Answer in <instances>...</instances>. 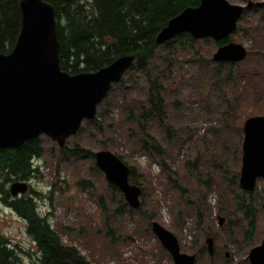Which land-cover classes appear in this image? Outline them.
I'll use <instances>...</instances> for the list:
<instances>
[{
  "label": "rangeland",
  "instance_id": "374dc122",
  "mask_svg": "<svg viewBox=\"0 0 264 264\" xmlns=\"http://www.w3.org/2000/svg\"><path fill=\"white\" fill-rule=\"evenodd\" d=\"M227 1L243 7L249 2ZM256 9L244 13L241 30L229 37L248 51L232 72H213L215 64H223L213 61L219 48L213 39L195 40L188 49L178 40L167 42L148 71H128L114 85L96 119L85 121L67 141L68 153L39 137L43 154L34 161L37 177H31L27 193L37 195L39 213L48 212L65 246L90 264H175L152 231L157 222L176 236L182 253L196 256L194 264H251L250 251L264 240V180L244 196L240 177L244 123L264 116V20L259 43L246 31L260 17ZM150 80L158 82L165 102L161 119L148 102ZM139 124L157 141L161 157L142 150ZM77 147L93 154L109 151L136 168L129 183L142 190L139 212L130 214L133 208L119 189L109 187L95 158L71 152ZM250 200L255 235L249 243V221L240 206ZM219 217L225 218L222 226ZM0 235L17 251L20 264H31L22 253L32 245L26 222L1 195ZM208 238L214 239V255Z\"/></svg>",
  "mask_w": 264,
  "mask_h": 264
},
{
  "label": "water",
  "instance_id": "95a60500",
  "mask_svg": "<svg viewBox=\"0 0 264 264\" xmlns=\"http://www.w3.org/2000/svg\"><path fill=\"white\" fill-rule=\"evenodd\" d=\"M254 7L264 8V2L249 1L243 7L227 0H201L199 7L187 8L173 18L159 33L157 43L165 44L184 33L196 41L222 42L236 32L244 13ZM20 11L16 44L9 54H0V150H17L40 136L64 148L85 121L96 119L99 106L132 68L135 58L124 56L95 73L70 75L60 65L54 8L43 0H22ZM247 55L244 46L231 42L218 48L213 61L238 64ZM95 160L107 181L124 194L127 204L139 208L142 190L129 183L130 168L109 151L96 153ZM259 179L264 180V116L250 117L244 123L240 187L251 193ZM28 190L26 182L10 186L13 197ZM224 223L225 218L219 217V224ZM152 231L175 264L196 262V256L181 252L178 239L165 227L154 222ZM206 242L214 255V239ZM249 260L251 264H264V240L250 251Z\"/></svg>",
  "mask_w": 264,
  "mask_h": 264
},
{
  "label": "trees",
  "instance_id": "16d2710c",
  "mask_svg": "<svg viewBox=\"0 0 264 264\" xmlns=\"http://www.w3.org/2000/svg\"><path fill=\"white\" fill-rule=\"evenodd\" d=\"M21 1L0 0V54H9L20 34ZM43 1L55 10L60 43V65L61 69L70 75L95 73L124 56L135 58V63L128 73L148 71L157 56L160 46L157 43V37L162 29L185 9L197 8L201 4V0ZM256 11L260 13V17L246 31L254 42L259 43L263 27L260 20H264V8H257ZM237 30L241 29L238 27ZM174 40L179 41L182 49L191 48L195 42L188 33L181 34L172 41ZM227 43L231 41L227 39L218 42L217 45L220 47ZM235 65L215 64L213 72L219 73L223 69L232 72ZM149 86L148 102L151 111L158 119H161L165 107L161 88L158 82L152 80ZM139 129L141 135L139 143L142 150L147 154L161 157L162 152L157 141L146 132L143 124H139ZM61 152L68 153L69 150L64 147ZM71 152L76 157L84 155L95 158V154L78 147ZM42 154L43 149L39 138L26 142L17 150H0L1 202L26 222V233L36 244L37 250L35 256L30 252H25L30 257L31 264H90L75 248L63 244L56 230L51 227L49 215L44 216L37 211L35 193H26L18 197H13L10 193V186L13 183H29L31 177H37L38 169L34 161L41 158ZM120 159L124 161L123 158L120 157ZM125 164L130 168V177L133 179L137 172L136 168L129 166L127 162ZM108 184L112 190L118 191L116 186ZM183 192H186L184 188ZM243 194L244 196L252 195V193L245 192ZM240 208H244V219L249 221L246 236L250 243L255 235V206L250 200L245 204L243 202ZM139 211V208L132 209L130 214ZM9 245H11L9 240L0 235V263L20 264L21 260L17 251L11 249Z\"/></svg>",
  "mask_w": 264,
  "mask_h": 264
},
{
  "label": "flooded vegetation",
  "instance_id": "af4514ba",
  "mask_svg": "<svg viewBox=\"0 0 264 264\" xmlns=\"http://www.w3.org/2000/svg\"><path fill=\"white\" fill-rule=\"evenodd\" d=\"M29 184V183H28ZM31 185L29 184V191H30Z\"/></svg>",
  "mask_w": 264,
  "mask_h": 264
}]
</instances>
